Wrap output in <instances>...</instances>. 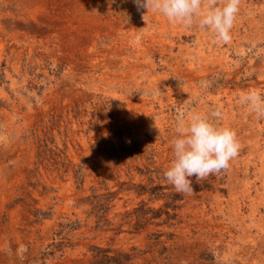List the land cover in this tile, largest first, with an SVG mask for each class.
<instances>
[{"label":"rangeland","instance_id":"1","mask_svg":"<svg viewBox=\"0 0 264 264\" xmlns=\"http://www.w3.org/2000/svg\"><path fill=\"white\" fill-rule=\"evenodd\" d=\"M222 3V0H217ZM145 16V17H144ZM264 0L228 43L134 0H0V264H264ZM219 107L230 167L178 193V121Z\"/></svg>","mask_w":264,"mask_h":264},{"label":"clouds","instance_id":"2","mask_svg":"<svg viewBox=\"0 0 264 264\" xmlns=\"http://www.w3.org/2000/svg\"><path fill=\"white\" fill-rule=\"evenodd\" d=\"M138 9L162 15L169 23L190 29L198 26L213 32L218 43L231 40V30L238 18L241 0H134ZM145 17V16H144ZM258 119H264V97L249 91L239 97ZM223 118L217 107L208 113H193L187 121L180 120L171 140L174 158L164 172L168 183L178 193L193 191L192 177L197 182L220 174L230 167L239 154L240 143L235 131L221 127Z\"/></svg>","mask_w":264,"mask_h":264},{"label":"trees","instance_id":"3","mask_svg":"<svg viewBox=\"0 0 264 264\" xmlns=\"http://www.w3.org/2000/svg\"><path fill=\"white\" fill-rule=\"evenodd\" d=\"M109 250H102V249H97V255L95 257H98V260L94 262V264H107L110 263L111 259L108 256Z\"/></svg>","mask_w":264,"mask_h":264}]
</instances>
